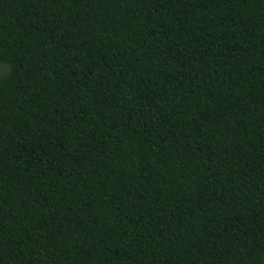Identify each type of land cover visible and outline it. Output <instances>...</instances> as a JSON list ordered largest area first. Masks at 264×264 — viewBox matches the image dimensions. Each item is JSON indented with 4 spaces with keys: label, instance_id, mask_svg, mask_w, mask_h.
Returning <instances> with one entry per match:
<instances>
[{
    "label": "trees",
    "instance_id": "obj_1",
    "mask_svg": "<svg viewBox=\"0 0 264 264\" xmlns=\"http://www.w3.org/2000/svg\"><path fill=\"white\" fill-rule=\"evenodd\" d=\"M0 264H264V0H0Z\"/></svg>",
    "mask_w": 264,
    "mask_h": 264
},
{
    "label": "rangeland",
    "instance_id": "obj_2",
    "mask_svg": "<svg viewBox=\"0 0 264 264\" xmlns=\"http://www.w3.org/2000/svg\"><path fill=\"white\" fill-rule=\"evenodd\" d=\"M5 65H3V64H0V75H1V73H3V70L5 69Z\"/></svg>",
    "mask_w": 264,
    "mask_h": 264
}]
</instances>
